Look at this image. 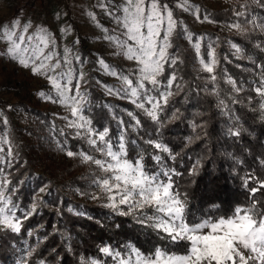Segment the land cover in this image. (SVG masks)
Instances as JSON below:
<instances>
[{
	"label": "trees",
	"instance_id": "trees-1",
	"mask_svg": "<svg viewBox=\"0 0 264 264\" xmlns=\"http://www.w3.org/2000/svg\"><path fill=\"white\" fill-rule=\"evenodd\" d=\"M162 1L170 3V0ZM246 2L242 0L221 10L200 9L217 22L243 24L245 18L253 16L258 23L264 21V7L253 2L247 9L242 8ZM237 11L246 15L237 16ZM187 28L194 36L204 35L200 47L204 56L210 48L214 50L216 81L205 71H194L192 55L177 35L172 38L169 49L176 63L165 64L161 77L166 83L164 78L175 74L170 89L173 95L158 113V121L129 102L104 100L92 88L83 111L95 131L108 129L106 139L111 142L123 134L129 159L142 155L143 163L151 171L163 166L179 173L173 180L181 191L188 193L190 217L199 219L230 214L248 196L245 178L254 175L264 179V110L260 109L264 101L255 92L264 74V31L248 26L246 32L227 35L209 29L193 30L188 24ZM227 38L235 44L236 50L229 49ZM229 80L234 81L240 91H236ZM221 100L224 105L220 104ZM26 110L32 113L36 123L35 134L41 135L45 127L50 135L43 145L60 144L73 152L81 150L100 156L84 136L77 137L71 129L60 128L41 110ZM174 112L176 118H172ZM136 120L140 121L139 126ZM237 130L239 135L230 134ZM155 143L167 146L170 154L156 149ZM155 155L161 156L160 163L153 159ZM196 161H200L198 173L190 175ZM7 172L8 191L21 217V230H0L2 264H15L21 253L25 264H82L91 258L113 264L111 257L99 251L100 247L122 250L124 245L132 243L147 253L154 245L162 243L156 232L137 224L131 216L117 215L97 203L78 202L72 189L87 192L90 188L88 174L84 171L55 182L49 175L36 174L35 161L19 151ZM45 184L48 187L43 196L34 197ZM254 186V182L248 185ZM256 195H264V190ZM32 203H36L35 211L24 218Z\"/></svg>",
	"mask_w": 264,
	"mask_h": 264
},
{
	"label": "snow or ice",
	"instance_id": "snow-or-ice-1",
	"mask_svg": "<svg viewBox=\"0 0 264 264\" xmlns=\"http://www.w3.org/2000/svg\"><path fill=\"white\" fill-rule=\"evenodd\" d=\"M253 2L264 7V0H247L241 7L247 9L249 3ZM100 6L108 8V5ZM175 6L184 11L194 8L188 0H179ZM113 8L114 11H108V14L123 31L120 36L108 35L105 39L114 42L127 60L135 61L137 65L132 73L135 80L128 75L120 77L125 85L123 91L137 108L143 110L153 121H158V113L163 111L173 95L170 89L176 79L175 74L165 77L166 83L161 77L165 64L176 63L168 50L172 47V37L176 33L178 21L169 4L162 0H122L119 5H113ZM195 13L199 20L198 7L195 8ZM89 15L93 20L96 19L93 14ZM236 15L245 16L246 13L237 11ZM203 19L209 21V16L205 15ZM248 26L264 31V21L258 23L254 16L245 18L243 24L237 22L229 25L242 33L248 31ZM32 27L31 20L22 25L19 18L0 25V41L6 45L5 50H2L3 54L23 68L30 69L33 75L44 77L51 84L59 103L70 109L72 117H76L75 120H69L68 126L76 128V135H83L94 151L100 154V158L83 152L79 155L84 162L93 163L99 170L100 175H94L93 184L105 200L103 206L117 215L131 216L137 224L156 232L162 241L147 253L132 243L124 245L122 250L102 246L99 251L111 257L113 264H264V195H256L264 190V179L254 175L245 178L244 186L248 196L230 214L191 218L188 212V193L181 191L173 180V176L179 173L163 166L158 171H151L143 163L142 155L135 160L128 158L123 134L114 146L110 139H106L107 128L101 132L95 131L91 127V121L81 114L86 102L84 94L80 92V81L83 80L84 73L81 71L78 76L75 75L71 50L65 47L61 54L56 50L55 39L47 28L37 26L29 33ZM187 38L191 41L192 34L188 33ZM193 47L199 55L200 44L197 42ZM208 55L210 61L206 62L202 58L200 64L210 74V79L216 81L217 77L213 74L217 63L214 50ZM75 59L79 61L80 57L77 55ZM100 63L105 68L108 67L103 60ZM110 74L117 75L115 71ZM74 80L76 83L73 88ZM228 83L236 91H240L234 81L229 80ZM111 91L109 89L110 93ZM255 92L264 101V74ZM38 95L53 99L51 94L45 92ZM146 104L150 107H146ZM220 104L224 105V101L221 100ZM260 109L264 110V102L260 104ZM2 115L0 112V116ZM172 118H176L175 112ZM3 123L8 124L7 118ZM139 124L140 121L136 120V125ZM230 134L239 135V131H231ZM154 147L170 154L169 148L161 143H155ZM12 149L8 134L4 133L0 136V165L11 167L12 160L9 158L12 157ZM66 155L73 157L76 153L67 151ZM153 159L160 163L161 156L155 155ZM199 166L200 161H196L190 175H196ZM250 182H254L256 186L248 187ZM9 183L4 167H0V226L19 232L21 219L17 217V206L7 191ZM40 191L43 192L44 189L41 188ZM92 198L101 199V196L93 195ZM32 211H35V204ZM30 214H25L24 218ZM82 264L104 262L90 259L82 261Z\"/></svg>",
	"mask_w": 264,
	"mask_h": 264
},
{
	"label": "rangeland",
	"instance_id": "rangeland-1",
	"mask_svg": "<svg viewBox=\"0 0 264 264\" xmlns=\"http://www.w3.org/2000/svg\"><path fill=\"white\" fill-rule=\"evenodd\" d=\"M241 1L188 0L189 4L194 6L193 10L190 11L177 8L175 5L179 3V0H170V3L164 1L172 8L173 15L175 12L177 13L174 18L178 21V26L173 37L178 35L192 55L193 69L196 73L204 71L200 60L203 58L206 62H209L210 56H204L201 50L200 54L197 55L193 45L198 42L201 47L204 35L197 34L194 36L192 31L187 28V24L193 30L209 29L227 35L236 34L238 31L230 28L229 25L237 23V21L217 22L212 20L210 16L209 21L211 22L205 21L203 17L207 14L203 13L200 8L227 9ZM121 2L122 0H0V25L19 18L22 25L26 21H32L33 27L29 29V33L34 31L37 26L47 28L55 39L58 52L63 54L65 47L71 50L70 56L75 75L78 76L81 71L84 73V78L80 81V92L84 94L86 102L92 88L101 94L104 100L115 103L125 101L136 107L131 102V98L125 95L123 91L125 85L120 78L122 75H128L130 79L135 80L132 73L137 67L136 62L127 60L114 42L105 39V36L108 35L120 36L123 31L115 19L108 14V11H114L113 5H119ZM101 4L108 5V8L101 7ZM196 7L199 8V20L196 18ZM90 13L95 16V20L91 18ZM116 14L119 15L120 13ZM62 29L70 30L62 31ZM105 29L107 31H104ZM250 29H252L251 26ZM188 33L192 34L191 41L187 38ZM226 42L229 49L233 51L237 49L229 38L226 39ZM5 48V43L0 41V112L3 113L0 116V136L7 133L8 139L13 145L12 157L9 158L12 160L11 166L18 157L19 151H23L35 161L36 174L49 175L54 178L55 182L69 176L80 175L84 171L88 174L87 180L90 183V188L87 192H81L77 188H73L74 198L78 202L97 203L103 206L105 200L99 189L93 184L94 175H100L99 170L93 163L84 162L79 155L82 152L87 153L81 150L72 151L76 155L68 157L66 153L70 150L61 147L60 144H57L58 146L53 144H50V146L43 145L48 142L50 135L45 131V127L41 131V135L35 134L36 123H34L32 113L26 109L43 111L60 128L71 129L73 135L80 137L76 135L78 131L76 128L68 126L69 120H75L76 117H72L70 109L59 103L51 84L44 77L33 75L30 69L23 68L17 62L12 61L7 55L3 54L2 50H5ZM210 52H212L211 48L208 54ZM77 55L80 57L79 61L75 59ZM101 60L108 66L107 68L101 65ZM112 71H115L117 75H111ZM75 83L74 80L73 88ZM109 89L112 90L111 93ZM40 92L51 94L53 99L41 97L38 95ZM86 102L83 104L82 115H84L83 109ZM106 105L108 106V103ZM146 107H150V105ZM5 118L8 121L7 125L3 123ZM120 136L118 135L117 140L114 143L112 142L114 146L118 144ZM4 147V154H6L7 146ZM95 157L100 158V156ZM0 167H4L9 180L7 169L10 167L6 164L0 165ZM47 187L46 184L41 186L35 192L34 197H42ZM41 188L44 189L43 192L40 191ZM93 195H100L101 199H93ZM34 204L36 207V203H32L29 213L32 212ZM72 210L75 211L74 208ZM17 217L19 216L17 215ZM19 218L21 219V217ZM1 229L4 228L0 226ZM0 264L2 263L0 262ZM7 264L13 263L8 262ZM15 264H25L22 253L15 260Z\"/></svg>",
	"mask_w": 264,
	"mask_h": 264
}]
</instances>
